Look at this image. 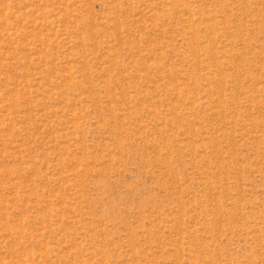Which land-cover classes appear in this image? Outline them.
Wrapping results in <instances>:
<instances>
[{
	"label": "rangeland",
	"instance_id": "obj_1",
	"mask_svg": "<svg viewBox=\"0 0 264 264\" xmlns=\"http://www.w3.org/2000/svg\"><path fill=\"white\" fill-rule=\"evenodd\" d=\"M0 264H264V0H0Z\"/></svg>",
	"mask_w": 264,
	"mask_h": 264
}]
</instances>
